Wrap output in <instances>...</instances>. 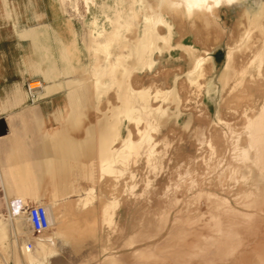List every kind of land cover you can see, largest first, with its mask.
Masks as SVG:
<instances>
[{"label":"rangeland","instance_id":"rangeland-1","mask_svg":"<svg viewBox=\"0 0 264 264\" xmlns=\"http://www.w3.org/2000/svg\"><path fill=\"white\" fill-rule=\"evenodd\" d=\"M61 2L79 45L67 92L109 95L94 103L104 120L133 92L147 122L121 116L111 147L127 157L82 173L86 195L46 208L48 229L24 213L48 198H12L9 215L0 197V264H264V0L189 17L175 0Z\"/></svg>","mask_w":264,"mask_h":264},{"label":"crops","instance_id":"crops-1","mask_svg":"<svg viewBox=\"0 0 264 264\" xmlns=\"http://www.w3.org/2000/svg\"><path fill=\"white\" fill-rule=\"evenodd\" d=\"M63 9L61 0H0V197L7 198L9 215L12 198L21 205L48 198L46 208L57 214L59 199L74 195L72 187L80 198L86 195V164L99 176L96 138L106 120L104 114L94 117V103L109 95L80 94L87 85L71 81L79 66L78 35ZM31 77L42 81L35 99L25 89ZM67 79L76 94L67 92ZM82 146L86 153L78 154ZM26 246L37 255L29 241Z\"/></svg>","mask_w":264,"mask_h":264},{"label":"bare ground","instance_id":"bare-ground-1","mask_svg":"<svg viewBox=\"0 0 264 264\" xmlns=\"http://www.w3.org/2000/svg\"><path fill=\"white\" fill-rule=\"evenodd\" d=\"M237 1L238 0H175L174 4L176 6H178V7H181V9H182L183 13L185 14V16L189 17L192 14H195L196 12H205V11H208V10H212L215 7H219L220 5H224V4L225 5L226 4L229 5V4L235 3ZM260 1L261 0H258V3ZM145 64H147V66L151 67L152 64H153V60L151 58H148L147 61L145 62ZM200 64H201V60L199 59V60H197V66H199ZM127 88H128V85H125L124 86V92L127 91ZM79 91H80V89H79ZM80 92L84 93V90H82ZM137 96L141 100L147 102L148 101L149 92L146 91V90H142V91L137 93ZM134 97L136 98V94H134L132 92L131 95H130V98L128 99L126 104L122 108H120L118 110H114L112 112V114H111V118L109 120H106V123H105L104 127L102 126V129H99V131H98V137L96 138L97 139V147H95V148H97V151L96 150L95 151L97 152V157H98V160H99L98 173H100L101 171H103V172L104 171L105 172H113L114 171V167H113L114 166L113 165L114 160L117 157H124V158L127 157L126 154L121 153L118 150H114L111 147V145L114 142V140L119 136V125H120V122H121V116L124 115L129 120L133 119V120L136 121L137 124H139L142 120L143 121L145 120L147 122V114L146 113L145 114H141L140 110L135 107V105H134ZM82 141L83 140H79V144H81ZM85 141L86 140H84V142ZM83 147L84 146H82V149L78 150V154L86 153V149L83 148ZM85 147H87V146H85ZM139 147H140V145H136L135 143H132L130 140H128L126 142V148L128 150L135 149L136 151H138ZM87 163H89V161H87ZM92 170L93 169H91V167L89 165L87 166V164H86L82 168V173L84 175H86L88 179H93L94 178L93 177L94 173H93ZM76 191H78V190H75V192ZM115 205H116V203H113L111 205V207L114 208ZM24 213H25V211H24ZM3 238H4V236L1 238V241H0L1 243L3 242ZM43 243L51 251L55 250L54 246H53V244L51 242H50L51 244L47 243L46 241L43 242ZM45 253L47 254V252H45Z\"/></svg>","mask_w":264,"mask_h":264},{"label":"built area","instance_id":"built-area-1","mask_svg":"<svg viewBox=\"0 0 264 264\" xmlns=\"http://www.w3.org/2000/svg\"><path fill=\"white\" fill-rule=\"evenodd\" d=\"M41 88L42 81L39 78L31 77L25 81V89L31 99L36 98ZM24 206L27 220L33 232H41L49 228L50 223L45 204L38 201H27Z\"/></svg>","mask_w":264,"mask_h":264}]
</instances>
